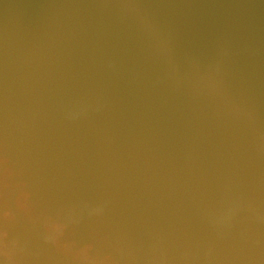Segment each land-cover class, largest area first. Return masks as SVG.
Masks as SVG:
<instances>
[{
    "label": "water",
    "instance_id": "1",
    "mask_svg": "<svg viewBox=\"0 0 264 264\" xmlns=\"http://www.w3.org/2000/svg\"><path fill=\"white\" fill-rule=\"evenodd\" d=\"M0 264H264V0H0Z\"/></svg>",
    "mask_w": 264,
    "mask_h": 264
}]
</instances>
